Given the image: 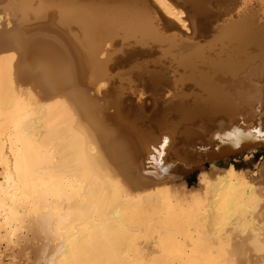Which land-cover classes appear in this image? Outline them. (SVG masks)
Segmentation results:
<instances>
[{"label":"bare ground","instance_id":"1","mask_svg":"<svg viewBox=\"0 0 264 264\" xmlns=\"http://www.w3.org/2000/svg\"><path fill=\"white\" fill-rule=\"evenodd\" d=\"M233 1L194 40L124 0H0V264H264V156H195L264 129V0ZM117 38L158 48L111 74ZM176 163L197 181L160 171Z\"/></svg>","mask_w":264,"mask_h":264},{"label":"water","instance_id":"2","mask_svg":"<svg viewBox=\"0 0 264 264\" xmlns=\"http://www.w3.org/2000/svg\"><path fill=\"white\" fill-rule=\"evenodd\" d=\"M102 1V0H95ZM116 2V0H103V2ZM135 6H144L148 8L150 12H155L159 19L160 30L163 33H172L176 32L185 37H189L194 40H203L206 36H208L214 28V25L222 21L227 13H224V10L234 9L235 3L233 0H170L177 8L181 9L184 12L183 20L187 23V29L183 30L180 25H178L175 21L167 18L162 12L158 11L151 0H124ZM232 8V9H231ZM229 10V11H230ZM148 38H138L136 40H128L124 43L121 39L117 38L112 43V50H109V53L114 54L111 58L110 65V73L114 74L117 71L118 65L130 66L132 64H137L144 61H149L153 55L154 51L158 48L157 45L149 42ZM140 83L138 84V88H140ZM144 90L146 94L144 99H142L139 103L137 102V97L131 94H128V98L130 104L132 106V110L136 112H149L152 108L151 92L149 90ZM164 94L162 92L159 94V97H155V99H159L163 102ZM158 100V101H159ZM262 142H249L251 146L259 145ZM227 144V143H226ZM244 144H248V142H244ZM250 146V145H247ZM239 147L232 148L230 145L227 146L225 144H220L216 148H204L199 151L197 155L205 165H209L210 163H219L224 159L233 158L235 156H240L244 154V151L239 150ZM264 150V148H257L256 151ZM237 151L236 154H232V152ZM239 153V154H238ZM165 168L171 172V174L178 175L182 178H186L191 173L198 170L197 163L191 164L186 167L183 164L176 163L174 167H171L170 164L165 165ZM174 168V169H173ZM183 168V169H181Z\"/></svg>","mask_w":264,"mask_h":264},{"label":"snow or ice","instance_id":"3","mask_svg":"<svg viewBox=\"0 0 264 264\" xmlns=\"http://www.w3.org/2000/svg\"><path fill=\"white\" fill-rule=\"evenodd\" d=\"M252 141H259V142H264V129L261 127H253L249 131H243L239 128L233 129L231 132H229L225 137H224V142L227 144H230L234 147H240L242 143L244 142H252ZM167 138L164 139L160 149H153L154 153H158L162 155V149L167 145ZM157 163L156 157L152 156L148 160V164L154 165ZM161 172L167 171L165 168L161 167L160 168Z\"/></svg>","mask_w":264,"mask_h":264},{"label":"rangeland","instance_id":"4","mask_svg":"<svg viewBox=\"0 0 264 264\" xmlns=\"http://www.w3.org/2000/svg\"><path fill=\"white\" fill-rule=\"evenodd\" d=\"M254 11H256V12L258 11L257 14H259L260 17L264 19V15L261 16L262 11H261L259 8H256ZM262 155L264 156V150H259V151L257 152V154L255 155V157L252 158V159H250V160H246V161H244V160H243L242 158H240L239 156H236V157H233V158H227V159H224V160H222L221 162H219V164H221V165L228 164V163L231 162L233 159H236V160L238 161V164H239L240 167H243V168H246V169L253 170L254 165L258 162L259 157L262 156ZM221 165H220V166H221ZM206 166H207V165H206ZM198 172H199V171L197 170V171L191 173L190 175H188V176L186 177V178L189 177V179H190L191 181H194L193 183L191 182V184H194V183L197 181ZM193 174H195L194 180H193V178H192V177H193ZM186 178H185V179H186ZM188 184H189V183H188Z\"/></svg>","mask_w":264,"mask_h":264},{"label":"trees","instance_id":"5","mask_svg":"<svg viewBox=\"0 0 264 264\" xmlns=\"http://www.w3.org/2000/svg\"><path fill=\"white\" fill-rule=\"evenodd\" d=\"M194 177H195V174H193V177H192L193 180H194ZM186 180H187V182L189 183V185H192L191 182H192V183L194 182V181H191V180L189 179V177L186 178Z\"/></svg>","mask_w":264,"mask_h":264}]
</instances>
